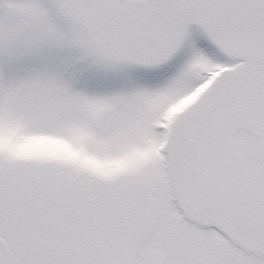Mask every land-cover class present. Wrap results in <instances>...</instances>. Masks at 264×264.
<instances>
[{
	"label": "snow or ice",
	"instance_id": "6c2138e0",
	"mask_svg": "<svg viewBox=\"0 0 264 264\" xmlns=\"http://www.w3.org/2000/svg\"><path fill=\"white\" fill-rule=\"evenodd\" d=\"M0 264H264V0H0Z\"/></svg>",
	"mask_w": 264,
	"mask_h": 264
},
{
	"label": "rangeland",
	"instance_id": "374dc122",
	"mask_svg": "<svg viewBox=\"0 0 264 264\" xmlns=\"http://www.w3.org/2000/svg\"><path fill=\"white\" fill-rule=\"evenodd\" d=\"M42 144H45V146L52 148L53 150L57 152H67L68 151V146L63 145V144H47V142H41ZM93 163L95 166H99L96 164V162H90Z\"/></svg>",
	"mask_w": 264,
	"mask_h": 264
}]
</instances>
